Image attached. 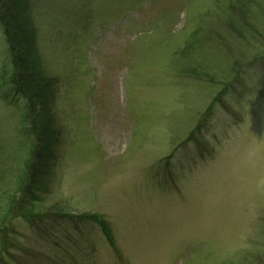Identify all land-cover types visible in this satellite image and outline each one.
Masks as SVG:
<instances>
[{"label":"rangeland","instance_id":"obj_1","mask_svg":"<svg viewBox=\"0 0 264 264\" xmlns=\"http://www.w3.org/2000/svg\"><path fill=\"white\" fill-rule=\"evenodd\" d=\"M21 9L61 133L32 217L5 218L35 134L0 86V264H264V0ZM9 44L0 21V82Z\"/></svg>","mask_w":264,"mask_h":264},{"label":"trees","instance_id":"obj_2","mask_svg":"<svg viewBox=\"0 0 264 264\" xmlns=\"http://www.w3.org/2000/svg\"><path fill=\"white\" fill-rule=\"evenodd\" d=\"M245 16L243 17L244 19ZM244 19L242 21L245 23L240 24L241 26L249 27L252 30L256 29L254 24ZM0 21L10 43L14 65L11 75H8L6 70L3 71L0 86L10 83L11 88L9 90L11 92L21 93L25 96L35 134L31 157L27 161L26 170H24L19 184L21 192L25 193L27 191L28 193L26 192L27 194H25L26 197L24 198L19 196L13 198L11 208L5 214V218H8L13 213L15 216L20 215L30 219L33 213L30 211L28 204L31 199H36L37 197L34 189L37 190L38 182L40 183L39 179L41 180V178L46 177V174L50 173V160L53 157L54 159L56 158L54 150H57L54 145L61 133L53 112L54 88L52 89V86L54 87L53 83L56 78L46 73L40 76V73L37 72V70H41L39 65H37L40 58L37 51H32L33 33L35 34L36 28L32 21L29 24V21L25 18L23 9H21V0H0ZM231 27L239 30L238 32L242 34L243 30L241 28L234 25H231ZM197 128H199V125H197ZM192 133H190L189 138L193 137ZM37 178L39 179L36 180ZM27 180L30 183L29 187H33V189L27 190L25 185ZM24 201H26V206H24ZM96 218L94 217V219ZM100 222L108 240L112 243L110 227L105 224L104 220H100ZM9 228L7 226V230L5 228L4 231H8ZM4 239L6 237H2V240ZM5 243L6 240L4 245Z\"/></svg>","mask_w":264,"mask_h":264}]
</instances>
